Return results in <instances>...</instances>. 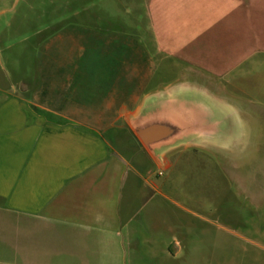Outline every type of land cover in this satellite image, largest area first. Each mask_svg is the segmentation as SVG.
<instances>
[{
  "label": "crops",
  "instance_id": "1",
  "mask_svg": "<svg viewBox=\"0 0 264 264\" xmlns=\"http://www.w3.org/2000/svg\"><path fill=\"white\" fill-rule=\"evenodd\" d=\"M147 11L154 48L136 32L110 30L86 2L50 38L34 79L0 84V232L15 233L19 263L122 264L127 241L138 242L123 209L126 182L138 163L170 168L166 154L177 148L156 159L131 120L183 95L226 119L218 86L242 93L264 67V0H147ZM155 58L213 84L154 86Z\"/></svg>",
  "mask_w": 264,
  "mask_h": 264
},
{
  "label": "rangeland",
  "instance_id": "2",
  "mask_svg": "<svg viewBox=\"0 0 264 264\" xmlns=\"http://www.w3.org/2000/svg\"><path fill=\"white\" fill-rule=\"evenodd\" d=\"M83 2L111 19L110 30L136 32L154 48L147 0H0V84L34 79L50 38L82 12ZM159 62L155 58L154 86L213 84L175 63ZM250 75L242 93L218 86L223 106L231 109L216 134L167 152L170 168L138 163V177L130 174L123 209L133 216L138 242L127 241L122 264H264V67ZM120 138L131 143L128 134ZM4 234L0 264H22L15 233Z\"/></svg>",
  "mask_w": 264,
  "mask_h": 264
},
{
  "label": "water",
  "instance_id": "3",
  "mask_svg": "<svg viewBox=\"0 0 264 264\" xmlns=\"http://www.w3.org/2000/svg\"><path fill=\"white\" fill-rule=\"evenodd\" d=\"M203 99L183 95L146 106L130 122L135 135L156 159L165 151L201 136H213L219 124Z\"/></svg>",
  "mask_w": 264,
  "mask_h": 264
}]
</instances>
